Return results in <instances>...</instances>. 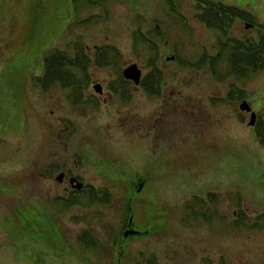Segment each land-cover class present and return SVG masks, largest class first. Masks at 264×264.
<instances>
[{"label":"rangeland","instance_id":"obj_1","mask_svg":"<svg viewBox=\"0 0 264 264\" xmlns=\"http://www.w3.org/2000/svg\"><path fill=\"white\" fill-rule=\"evenodd\" d=\"M200 1L0 0V264H264V145L233 89L264 121V69L231 75V43L224 50L220 33L198 18ZM205 1L249 13L252 22L235 21L231 39L264 34V0ZM79 50L94 61L99 51L106 55L105 66L87 69L85 99L98 96L95 83L106 92L98 111L73 108L61 87L31 91L28 80L44 73L45 57L61 51L72 59ZM204 56L218 60L199 69ZM134 63L146 88L153 66L162 72L160 96L120 81ZM119 84L130 102L110 99ZM15 96L23 97L14 109L19 124L6 118ZM68 120L76 130L66 140L58 133ZM107 128L114 136L100 131ZM50 155L86 183L106 186L110 202L81 194L67 211L46 205L58 191L27 193L22 177L51 165ZM159 192L172 207L162 236L154 234L163 227ZM128 217L140 234L123 241Z\"/></svg>","mask_w":264,"mask_h":264},{"label":"flooded vegetation","instance_id":"obj_2","mask_svg":"<svg viewBox=\"0 0 264 264\" xmlns=\"http://www.w3.org/2000/svg\"><path fill=\"white\" fill-rule=\"evenodd\" d=\"M45 77L44 74H42L41 76H36L34 77L33 80H28L29 82L32 83V90L30 88L31 91L33 92H37V89L45 95H48L53 88L52 87H57V85L52 86L49 90L45 91L44 90V86L43 84L40 83L41 79ZM58 78H63L58 76ZM78 78H80L81 82L79 83L80 85V89L76 90V91H68L67 96H66V100L70 103V105L73 108H81V109H87V108H92L93 110L98 111L99 110V103L97 101V98L103 97L106 92L103 90L102 94H98V96L94 95V99H85V93L89 88V84L91 79H86L85 81L82 80L83 78H85L84 75H79ZM83 81V82H82ZM89 82V83H88ZM97 84V83H95ZM128 86L130 84H133L131 81H127ZM102 85V84H101ZM134 85V84H133ZM94 86V85H93ZM103 86V85H102ZM143 87V89L148 93L151 94L150 90L146 89V82L142 81L140 86H135V89H139L140 87ZM19 87V83L16 80H11L10 81V85H9V89L16 94V89ZM104 87V86H103ZM121 87V88H118ZM117 88V89H115ZM111 91L113 94H110V99L114 97V93L120 97V99L124 102V103H128L131 100V96L128 93V91L124 90L122 88V85H116V86H111L110 87ZM161 94V93H160ZM151 96H155V95H151ZM29 98L26 96V99ZM127 98V99H126ZM22 98L18 99L15 96V100H14V106L10 108V106L7 108V115L6 118L8 117L9 119H14L16 121V123L19 124V122L16 120L15 118V114L16 111L14 109H18V111L21 110L22 108ZM112 101V100H111ZM111 101H107L105 100L104 104H109ZM239 102V101H238ZM241 102V101H240ZM10 110V112H9ZM3 113V110L0 111V114ZM53 114V112H52ZM245 115H249L251 117L250 113H246ZM5 117V116H4ZM4 117H1L0 119H4ZM259 122V119L257 118V124ZM1 124H3L1 122ZM0 124V125H1ZM67 126L65 128H63L64 131H61V133H58L59 136H65V134H67V137L65 138L66 140H68L69 138H71L74 135V131L76 130L73 127V122L72 121H66ZM12 128H18L16 126H11ZM100 131H104L107 136L110 138V136H114V134H112V130L111 129H105V130H100ZM129 136V135H128ZM100 143V141H99ZM97 144H98V139H97ZM54 156V162L49 165V164H42L44 166H38L37 170H31V171H27V175L23 176V185L24 188L27 190V193H32V192H36L39 194L42 193H50L52 191H58L60 192L62 195H58L52 199H50L49 204L46 205H50L48 206L49 208L53 205L54 208L58 209V210H67V211H71L73 209H75L76 207V197L78 195V193L81 192V194H86L87 196H91L93 194H99L101 195V197L104 196V200H106L107 202H110L108 200V194H110V192L108 191V188L106 186L103 187H97L94 186V184L92 185L91 183H86L84 181V178L81 174H78L75 168H72L70 166V164H61L59 160H57V156L56 155H50L48 156V158H51ZM87 162H90V164L94 165L92 161H95L94 157L90 154H86L85 155ZM84 158V157H83ZM44 157H41V160H43ZM76 160V159H75ZM115 161V160H112ZM77 162V160H76ZM76 162H74V166H76ZM42 168H45L44 170H42ZM94 173L96 174V166L94 165V169H93ZM26 172V171H24ZM23 172V173H24ZM79 184H82V187L78 190L77 186ZM141 184H143L141 182ZM142 187V186H141ZM139 186V188H141ZM107 188V189H106ZM139 188L137 190H139ZM143 188V187H142ZM142 188L140 190H142ZM139 190V191H140ZM79 194V195H81ZM156 203L157 205H159V209H157V213H156V217L158 220V223L160 221L163 222V227L158 228V232L154 233L157 235H167L169 234V227H170V223L169 220L172 218V212H171V205L168 203L167 201V197H166V192L164 193H157L156 196ZM45 204V203H43ZM129 209H131V207L129 206ZM127 207H124L123 210H125L126 214L129 215V210ZM129 210V211H128ZM161 211H168V212H161ZM130 217H128L126 224L124 226V231H123V237H125V234L127 232H132L133 233H128L127 237H135L136 235L140 234L134 227L132 220L129 219ZM125 237V238H127Z\"/></svg>","mask_w":264,"mask_h":264},{"label":"trees","instance_id":"obj_3","mask_svg":"<svg viewBox=\"0 0 264 264\" xmlns=\"http://www.w3.org/2000/svg\"><path fill=\"white\" fill-rule=\"evenodd\" d=\"M200 2H202V5L198 7V18L204 22L208 28L217 30L220 33V41L222 42V48H224V50H226L227 47H229V43H231L228 51L231 75L240 79L262 71L264 69V34L261 35L258 40L248 38L239 40L231 39L229 37L235 21L241 20L250 23L252 22L249 13L237 6H230L220 2L205 0H201ZM263 28L264 27H262V29ZM104 56H106L104 51H99L94 61L84 53L83 50H79L76 57L71 59L66 53L56 51L45 57L43 63L45 77L41 79L40 83L43 84L45 91L49 90L56 84L64 89H70L71 91L79 90V83L81 80L77 77L75 71H81L85 75L84 79H86L87 69L91 63L98 62V66H105L103 63ZM220 56H222L221 53L219 57ZM207 58H209V62L213 65L218 60V58L204 56L202 58V65L199 64L197 67L202 68L206 63ZM153 67V78L150 81L152 86H155L156 89L159 90V85L162 82V72L156 66ZM213 69H215V67H213ZM58 76L63 78H58ZM147 80L148 79L146 78L145 81ZM236 92L237 94H241L238 89L234 90V93ZM259 137L261 143L264 145V132H261L260 129ZM244 220L245 215L243 213V217L237 222V225L241 226ZM222 264L228 263L223 262Z\"/></svg>","mask_w":264,"mask_h":264},{"label":"water","instance_id":"obj_4","mask_svg":"<svg viewBox=\"0 0 264 264\" xmlns=\"http://www.w3.org/2000/svg\"><path fill=\"white\" fill-rule=\"evenodd\" d=\"M171 59L174 60V58H171ZM123 76L126 80L133 81L136 85H139L141 80H142V70L139 68V66L137 64H131L123 70ZM94 89L96 90V92L102 93V87L100 85H96L94 87ZM240 109L242 111H247V112L252 111L250 105L246 101H244L240 105ZM255 123H256V114L252 113L250 125L253 126V125H255ZM81 187H82V184H79L77 186V189H80ZM128 233H126L125 236H127ZM131 233H133V232H131Z\"/></svg>","mask_w":264,"mask_h":264}]
</instances>
